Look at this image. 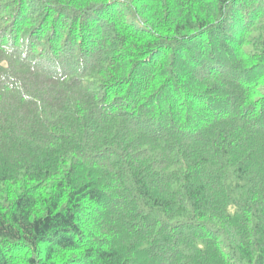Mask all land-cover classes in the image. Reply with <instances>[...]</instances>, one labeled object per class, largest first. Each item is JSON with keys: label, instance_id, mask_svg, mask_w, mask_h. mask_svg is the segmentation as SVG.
Returning <instances> with one entry per match:
<instances>
[{"label": "trees", "instance_id": "trees-1", "mask_svg": "<svg viewBox=\"0 0 264 264\" xmlns=\"http://www.w3.org/2000/svg\"><path fill=\"white\" fill-rule=\"evenodd\" d=\"M0 264H264V0H0Z\"/></svg>", "mask_w": 264, "mask_h": 264}]
</instances>
